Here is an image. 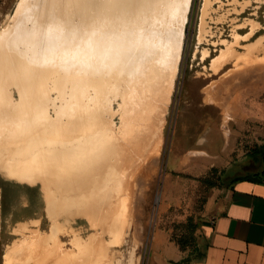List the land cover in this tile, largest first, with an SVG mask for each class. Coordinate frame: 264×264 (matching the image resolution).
Instances as JSON below:
<instances>
[{"label":"bare ground","instance_id":"1","mask_svg":"<svg viewBox=\"0 0 264 264\" xmlns=\"http://www.w3.org/2000/svg\"><path fill=\"white\" fill-rule=\"evenodd\" d=\"M190 3L20 1L0 32V175L40 184L53 226L47 236L29 228L6 264H110V249L136 224L142 187L157 169ZM208 5L200 38L209 33ZM235 55L222 51L215 73ZM240 77L218 89L233 91ZM221 99L210 92L204 100ZM75 217L102 233L79 251L61 252L60 220Z\"/></svg>","mask_w":264,"mask_h":264},{"label":"rangeland","instance_id":"2","mask_svg":"<svg viewBox=\"0 0 264 264\" xmlns=\"http://www.w3.org/2000/svg\"><path fill=\"white\" fill-rule=\"evenodd\" d=\"M20 1L0 0V32L12 24ZM205 2L191 0L157 169L151 173L146 189L142 187L136 224L120 245L110 249V264H155V249L162 239L184 244L190 253L197 244V230L206 218L211 194L223 186L234 163L244 159L254 146L249 138L248 126L253 122L248 112H264V0H209V33L200 38ZM228 48H233L236 55L215 73L213 62ZM250 55L255 60L244 74ZM239 74L238 80L243 83H231L233 91L218 89ZM209 90L212 95L218 92L222 104L205 102ZM239 116L243 128H239ZM115 124L121 125L119 117ZM0 189V264H6L8 249L30 234L29 228L38 226L47 236L53 222L47 216L40 184L11 181L0 175ZM20 223L26 229L15 232ZM60 225L65 229L60 233L61 252L79 251L102 233L78 217L75 222L61 219ZM70 226L74 235L66 232ZM138 234L136 243L133 237ZM105 240L108 242L109 236Z\"/></svg>","mask_w":264,"mask_h":264},{"label":"crops","instance_id":"3","mask_svg":"<svg viewBox=\"0 0 264 264\" xmlns=\"http://www.w3.org/2000/svg\"><path fill=\"white\" fill-rule=\"evenodd\" d=\"M248 118L254 146L211 194L197 244L188 253L162 239L155 264H264V112L249 111ZM238 124L243 128L240 116Z\"/></svg>","mask_w":264,"mask_h":264},{"label":"trees","instance_id":"4","mask_svg":"<svg viewBox=\"0 0 264 264\" xmlns=\"http://www.w3.org/2000/svg\"><path fill=\"white\" fill-rule=\"evenodd\" d=\"M195 229H196V227H194L193 230H191L192 233L195 231ZM179 246L181 247L182 250H185V248H186L184 244L179 243Z\"/></svg>","mask_w":264,"mask_h":264}]
</instances>
